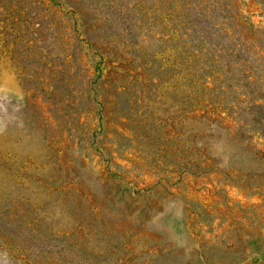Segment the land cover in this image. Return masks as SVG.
Segmentation results:
<instances>
[{
	"label": "rangeland",
	"instance_id": "obj_1",
	"mask_svg": "<svg viewBox=\"0 0 264 264\" xmlns=\"http://www.w3.org/2000/svg\"><path fill=\"white\" fill-rule=\"evenodd\" d=\"M0 264H264V0H0Z\"/></svg>",
	"mask_w": 264,
	"mask_h": 264
}]
</instances>
